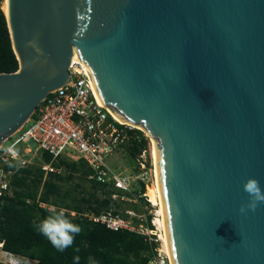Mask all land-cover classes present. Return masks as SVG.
I'll return each instance as SVG.
<instances>
[{
    "label": "water",
    "instance_id": "obj_1",
    "mask_svg": "<svg viewBox=\"0 0 264 264\" xmlns=\"http://www.w3.org/2000/svg\"><path fill=\"white\" fill-rule=\"evenodd\" d=\"M0 147L77 56L156 147L172 264H264V0H7ZM245 212H241V207Z\"/></svg>",
    "mask_w": 264,
    "mask_h": 264
},
{
    "label": "built area",
    "instance_id": "obj_2",
    "mask_svg": "<svg viewBox=\"0 0 264 264\" xmlns=\"http://www.w3.org/2000/svg\"><path fill=\"white\" fill-rule=\"evenodd\" d=\"M68 74L67 82L49 93L24 127L0 147V207L14 196L12 181L18 170L31 165L45 176L58 173L52 163L41 161L33 165L26 157L46 153L52 162L82 160L90 172L87 180L97 183L108 194L110 209L99 214L63 209L64 212L114 232L139 235L151 246L147 264H170L169 257L160 250L159 236L155 233L157 205H153L148 195L155 180L152 140L142 129L119 122L98 102L91 75L77 56L68 67ZM30 142L36 145L34 149L28 146ZM119 153L131 159L129 167L118 165ZM8 165L12 168H7ZM121 202L132 207L123 211L125 216L115 214V204ZM39 206L52 213L62 209L42 203ZM9 264L19 262L10 258Z\"/></svg>",
    "mask_w": 264,
    "mask_h": 264
},
{
    "label": "trees",
    "instance_id": "obj_3",
    "mask_svg": "<svg viewBox=\"0 0 264 264\" xmlns=\"http://www.w3.org/2000/svg\"><path fill=\"white\" fill-rule=\"evenodd\" d=\"M18 69V61L13 52L9 31L4 12L0 8V73H13ZM42 162L57 168V164L66 165L71 171L81 172L87 180L89 170L84 161H70L59 159L52 162L51 157L43 153ZM68 161V160H67ZM56 163V164H55ZM7 168H12L10 165ZM34 169H20L13 178L14 196L8 198L0 207V241H3V251L22 258L34 260L37 264H76L74 257L79 256V264H88L89 257L97 264H147L150 258L151 246L144 243L141 236L126 231H111L103 225L89 222L84 217L68 218L81 227V232L75 237L72 247L64 252L56 251L50 242L34 227L40 220L50 213L48 208H41L39 204L60 207L76 213L93 212L99 214L110 209L108 196L100 200L94 194L82 199L85 208L67 203L50 201V197L59 196V187L52 181L60 179L57 173L46 176L38 167ZM32 182L34 188L29 189L27 181ZM96 189L103 188L97 183L90 182ZM41 192L38 195V188ZM62 199L70 197L65 191ZM62 200V201H63ZM135 209V208H133ZM115 214H118L115 212ZM76 249H79L77 252Z\"/></svg>",
    "mask_w": 264,
    "mask_h": 264
},
{
    "label": "rangeland",
    "instance_id": "obj_4",
    "mask_svg": "<svg viewBox=\"0 0 264 264\" xmlns=\"http://www.w3.org/2000/svg\"><path fill=\"white\" fill-rule=\"evenodd\" d=\"M0 8L2 9L3 12H5L4 11L5 0H0ZM28 146L32 149H34L36 147V145L32 142H30L28 144ZM117 157H118L117 163L120 167L127 168L131 164V159L127 158V157H123V155L121 153H119ZM26 160L30 161L33 165L34 164L37 165L38 163H41V161H42L41 156L39 154H37L35 157L28 156V157H26ZM65 162L70 163V161H67V160H65ZM32 167L33 166L29 165L27 168H23V169H34ZM57 169H58L57 174L60 177V179H54L52 181L59 187V192H58L59 196H57V197L51 196L50 201L56 200L60 204L67 203V204H70L73 206L77 205V206H80L82 208H85L86 204L84 202H82V199H87L88 195L94 194L100 200L105 199L108 196V194L102 189H96L95 190L92 187V185L90 184V182L82 176L81 172L71 171L66 165H63L61 163L57 164ZM30 179H32V177H30L29 180L27 181V185L29 186V189L32 190L34 188V186H33L32 182L30 181ZM37 191H38V195H39L41 192V186L38 188ZM65 191L70 192V197L67 198L66 200H63L61 195ZM130 208H132L131 204L126 203V202H121L118 205L115 204L114 209L116 210L118 215L125 216L123 211L125 209H130ZM15 260L18 262L20 261L17 259H15ZM30 262L32 264L35 263L33 261H30ZM19 263L25 264L24 262H21V261ZM35 264H37V263H35Z\"/></svg>",
    "mask_w": 264,
    "mask_h": 264
},
{
    "label": "clouds",
    "instance_id": "obj_5",
    "mask_svg": "<svg viewBox=\"0 0 264 264\" xmlns=\"http://www.w3.org/2000/svg\"><path fill=\"white\" fill-rule=\"evenodd\" d=\"M244 191L249 194L250 202L246 206L248 209L255 211L258 203L264 202V194H261L259 182L249 178L243 185ZM242 206L240 211L245 212ZM36 230L44 236L58 252H64L73 246L75 237L81 232V227L73 223L63 209L50 213L39 223L35 224ZM78 252L79 249H76ZM79 256L74 257L76 264H79ZM88 264H97V262L89 257Z\"/></svg>",
    "mask_w": 264,
    "mask_h": 264
},
{
    "label": "bare ground",
    "instance_id": "obj_6",
    "mask_svg": "<svg viewBox=\"0 0 264 264\" xmlns=\"http://www.w3.org/2000/svg\"><path fill=\"white\" fill-rule=\"evenodd\" d=\"M4 11H5L4 13L7 12V0H5ZM95 95L97 97L98 102L103 106L96 89H95ZM112 115L119 122L124 123L115 114H112ZM152 144L153 145H151V152H152L153 164L155 166V180L153 182V185L149 188L148 195H149L150 200L153 203V205H157V207H156V218L154 220V223H155V229H156L155 233L159 236V240H160L159 241L160 250L162 251V253H164L168 257H170L169 243H168V239H167V235H166L164 207H163V202H162L160 181H159V175H158V160H157V154H156V147H155L154 143H152ZM158 205H159V207H158ZM170 264H172L171 261H170Z\"/></svg>",
    "mask_w": 264,
    "mask_h": 264
},
{
    "label": "crops",
    "instance_id": "obj_7",
    "mask_svg": "<svg viewBox=\"0 0 264 264\" xmlns=\"http://www.w3.org/2000/svg\"><path fill=\"white\" fill-rule=\"evenodd\" d=\"M10 258L20 260L21 262H24L25 264H32L30 261H33V262L37 263L34 260H29L27 258L18 257V256H15V255H12V254L9 256L8 254L5 253V251L0 250V264H9V259ZM35 263H33V264H35Z\"/></svg>",
    "mask_w": 264,
    "mask_h": 264
}]
</instances>
